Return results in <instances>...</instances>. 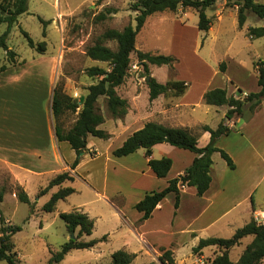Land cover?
Masks as SVG:
<instances>
[{"label": "rangeland", "instance_id": "obj_1", "mask_svg": "<svg viewBox=\"0 0 264 264\" xmlns=\"http://www.w3.org/2000/svg\"><path fill=\"white\" fill-rule=\"evenodd\" d=\"M105 5L101 10V6ZM135 0H105L99 3V0H29V10L27 13L18 18V23L14 25L8 39V47L15 52L16 63H12L11 59L3 49H0V67L5 66L7 73L0 77V136L1 132L10 131V128L15 129L16 120H26L41 122V120L48 118L51 119L54 127L59 124L64 130L70 129L77 120L79 109L77 112L66 110L58 122L53 118L52 113V98L54 90H59L63 95L78 101L80 98L87 94V88L93 84L98 83L99 78H91L87 74V70L91 67H99L108 70L110 66L107 63L93 61L87 56V49L99 42L103 33L109 29L123 30L128 25L136 26V13L131 10V6ZM257 3L264 4V0H255ZM221 4H226V0H220L213 9L209 10V15H212L211 20L217 19L216 10L221 8ZM219 6V7H218ZM228 11L227 22L232 23L230 18L233 9L237 11L236 7L225 5ZM108 9L114 10V13L109 14ZM190 13L195 16V22L198 20L196 11L191 10ZM100 14H105L104 20H99ZM70 15V16H68ZM236 16L237 13L233 14ZM67 16V17H64ZM38 17L50 22L46 27L39 21ZM63 17V18H62ZM163 17L173 18L174 21L179 22L176 14L170 12L155 14L149 19L148 24L139 32L136 39V50L144 53L160 54L165 56H172L176 59L174 64L179 73L187 76L195 72V83H199L201 77L198 78L200 66L203 61H207L210 65L217 67L216 63H224L225 59L229 60L230 75L233 80L241 85L244 79L242 68L239 67L235 61L232 60L233 55L240 58L249 59L254 56L255 64L264 59V37L252 42L248 47L245 40L241 37L233 44L231 50H228L229 40L227 38L220 42H216L209 51L208 58L202 56L199 50L205 40L204 32H200L197 38V32L191 37V42L188 46L179 47L173 44L172 35L175 34V26L173 22L167 24H160L159 20ZM156 23L157 26L149 27V24ZM249 27H264V19H260L254 14H248V20L245 26L240 30H247ZM6 24L0 25V36L6 31ZM23 31L27 32L34 42L39 45L44 42L43 53H39L36 49L28 46L27 41L23 35ZM248 36V35H247ZM197 38V40H196ZM103 45L110 49L116 50L117 44L111 41H102ZM207 45L205 49H207ZM249 56V57H248ZM258 56V57H257ZM21 59L22 62L21 63ZM238 60V59H237ZM251 60V59H249ZM237 62V61H236ZM138 62L136 53L131 55V66L128 71V76L122 86L117 88L119 91H126L128 89H140L146 84L145 73L142 64ZM221 64L219 69H221ZM217 65V66H215ZM253 65L251 64L250 70L253 73ZM151 69L159 77L163 79L168 75L167 66L149 65ZM5 70V71H6ZM256 70V69H255ZM175 75L174 69L169 70L170 78ZM229 76V74H226ZM256 76V75H255ZM163 77V78H162ZM215 85L221 80V76L217 77ZM222 83V82H221ZM245 85L255 89V79L247 78ZM221 85V84H220ZM244 85V84H243ZM243 89L250 91L247 86ZM231 89L234 88L233 85ZM126 94V93H125ZM241 91L236 92V98L243 99L246 95ZM120 96V95H119ZM121 97V96H120ZM99 108L105 117V123L111 128V121L113 119L107 111L104 98L99 100ZM226 108V106H224ZM214 110H218L215 108ZM245 113L238 116L240 121L245 120L248 112V105H245L243 111ZM212 116V114H211ZM206 117L205 121H215L221 123L226 120V116L213 115ZM124 119V118H123ZM211 123V122H210ZM239 127V123L236 126ZM200 132V130H199ZM96 148L102 157L98 160L89 163L86 167H82L79 175L83 177L84 173L90 175V178L97 188H102L105 181L109 180L108 189L114 190L116 187L123 189V195L126 196L127 201L132 202L134 192L142 189L158 191L161 189L162 184H156L158 181H151L140 179L135 183L131 177H124L120 181V186L112 185L114 181L112 167L110 168L109 176L106 174V161L104 153L107 149V140L95 138ZM233 151L238 142L232 141ZM180 150V149H178ZM236 151V150H235ZM191 154L189 151H185ZM49 157V156H48ZM236 157V156H235ZM238 157V156H237ZM218 161L215 163L216 173L215 179L220 180L222 186L225 188V193L228 194L231 190H235L238 186L246 184L250 180V175L243 172L240 164L237 170H231L226 162L220 155L216 157ZM37 161V160H35ZM33 163L35 169L40 174L31 175L30 181L25 190L23 187L15 183L6 170L0 171V188L6 189L5 199L1 204L2 216L6 221L7 226H19V231L12 237L14 244L13 252L16 253L17 264H48L52 252L61 251L62 246L69 241L73 235L67 231L64 221L60 218L61 213H69L77 208L90 210V215L97 217L92 236L83 237L82 240H100L108 236V241L102 242V247L106 254H112L116 251L122 250L123 241L126 240L124 234L127 232L128 226L117 223V219L113 217L112 208L108 207L105 203L97 200L95 194L86 186L82 178H76L73 183H65L62 187H72L75 193L69 196L66 200L60 201L57 204L56 210L52 213L43 211V207L48 203L51 196L56 193L60 187H54L49 193L39 196L41 189L46 188L49 182L57 175V170L61 167V163L56 161L53 156L43 158L38 162ZM123 162V161H120ZM224 169L223 170L221 169ZM170 174V177H173ZM225 173V174H224ZM59 174V173H58ZM128 180V182H127ZM134 185V186H133ZM21 187L28 194L31 203H22L17 198V188ZM231 189H230V188ZM135 188V189H134ZM134 189V190H133ZM128 191L129 194H128ZM236 191V190H235ZM224 192V191H223ZM238 192L243 193L241 189ZM137 194V193H135ZM122 195V196H123ZM123 196L124 203L127 201ZM121 198V197H120ZM257 203H264V180L258 187L257 194L255 195ZM122 199H117V203H122ZM259 207V206H257ZM134 210L129 209V212ZM83 212V211H82ZM136 212V211H135ZM264 217L263 214H259ZM255 219V218H254ZM260 221H258L259 223ZM239 222L238 225H244ZM215 228L211 230L210 235L214 233ZM78 230L75 233L78 235ZM235 232H226L221 237L230 239ZM252 237L245 238L241 245L235 247L230 252V258L233 262H237L245 250L246 246L252 242ZM169 238H161L159 243L167 244ZM182 251L178 254L179 257L186 259L187 264H209L217 254L216 252L207 251L205 254H194L189 259V246L184 245ZM156 257V264H162L159 261L160 252L153 254ZM203 256V258H202ZM96 253L92 250H76L61 264H99L95 261ZM153 257L144 251L134 259L132 264H150ZM180 260V258H179ZM100 264H108V257H104ZM110 263V258H109ZM0 264H8L1 261ZM264 264V262L262 263Z\"/></svg>", "mask_w": 264, "mask_h": 264}, {"label": "crops", "instance_id": "obj_2", "mask_svg": "<svg viewBox=\"0 0 264 264\" xmlns=\"http://www.w3.org/2000/svg\"><path fill=\"white\" fill-rule=\"evenodd\" d=\"M107 3L103 4L100 10L111 2L108 1ZM225 5L221 4V8L216 10L217 19L212 21L210 30L204 33L205 40L199 52L202 56L208 58V60L210 56L209 51H211V47L216 42L231 38L228 43V50H231L238 38L240 39L242 37L245 40L248 45L247 48L255 41L247 36V30H243V34H241L240 30L242 29L239 28L238 20L233 15L234 12L237 13L236 10L233 9L230 16L232 23L229 24L227 22V14L230 10ZM191 10H179L176 14L179 22L169 17H163L159 20L160 24L174 23L176 32L172 35V40L175 46H188L189 43H192L191 37L195 35V31H198L196 34L197 38L200 35L201 31L198 29L199 18L195 22V16L192 18ZM209 10H207V15L210 18L213 14L209 15ZM153 16L147 19L145 25L148 24L149 19ZM152 25L157 26L156 23H151L149 27H153ZM206 45L208 46L207 49H205ZM253 58L254 56L249 58L251 60L245 58L239 59L238 55H233L232 57V60L242 68L244 77L242 86L245 85L244 82L247 78L254 77L255 89L247 84L245 85L247 88H250V91L244 90V87L238 83L239 79H241L239 76L236 78L237 81L233 80V76L230 75L231 72L229 71L230 61L227 59L224 61L226 65L224 72L219 69L221 63H216L218 65L217 69V67L210 65L207 61H203L202 66H200V71L197 74L198 78L201 77L199 83H195V72L184 76L179 73L175 65L173 67L164 65L167 66L168 75L164 78L162 77L163 79H159L151 69L150 78L156 79L159 84L166 85L168 82L185 84L187 89L182 95L177 96L175 90L169 89L165 94L159 95L156 99L151 100L147 83L140 89H128L127 92L119 91V95L123 99H126L129 104L127 116L124 119L112 120L111 128L106 125L107 122L100 127V129L105 130L110 135L109 142L106 140L107 149L104 157L107 169L106 174L108 176L110 168L112 167L114 176L112 185L120 186V181L127 176L135 180L133 184H136L140 179L158 181L156 182L157 185L160 186L162 184V187H159L161 189H158V191H161L168 186L170 180L183 175L185 170L192 165L196 155L191 152V154H188L185 152L186 150H178L169 144L163 143L153 148V159L168 157L173 161L169 175L163 179H159L153 174L148 165L149 159L146 157L144 149H140L136 153L122 158L114 157L113 151L120 148L128 137L138 130H141L149 122L170 128L188 129L193 134L199 135L198 146L200 148L205 147L210 141V133L205 131L199 132L200 128L209 126L216 129L220 124V122L215 123V121H210V123L205 121V116L208 117L211 114V118L214 117L213 115L226 116L228 107L209 106L204 102V95L208 91L217 88L225 89L228 97H236L237 90L247 94L259 92L260 87L258 86L257 72L254 67V61L257 60ZM22 62L24 61L21 59ZM251 64L253 65V73L250 70ZM171 68L175 71L173 78L169 76V70ZM7 72V70L1 71L0 77ZM226 74H229V76H226ZM219 76H221V80L215 85L218 79L217 77ZM229 85H233L234 88L231 89ZM215 108H218V110H214ZM248 112L249 115H247L245 120L240 121L237 116L229 121L228 125L231 133L228 136L220 138L217 146L233 159L236 166L235 170L238 169L240 164L243 172L246 175L252 176L250 180L246 184L238 186L235 189L236 191L231 190L228 194H224L225 188L222 186L221 181L215 179V162L218 161L216 157L220 155L219 153H215L212 157L214 162L212 168L213 181L210 189L203 197L197 196V191L194 187L186 186L180 188V203L178 209H175V194H169L159 203L152 213L151 218L143 222H141L143 214L139 213L135 209V206L147 194L156 191L141 188V190L133 193L135 197L131 202L130 200L127 201L121 187H116L112 191L109 190L107 187L109 180L105 181L102 188L99 189L92 182L90 175L84 173L83 177H81L79 172L82 167H86L89 163L102 157L96 148L95 138L88 136L87 150L82 152L83 155L79 154L77 156L69 143L57 141L55 127L49 118V107L47 119L41 120V122L16 120L15 129L10 128L9 132L8 130L1 132L0 171L6 170L11 179L26 190L30 181L28 174H40L36 171L38 169L31 167L34 166V161L37 160L35 162H38L43 158L53 156L56 161L61 163L57 174L70 172L74 177V181L76 178H82L86 186L95 194L97 200L112 208L113 217L117 219V223L128 226L127 232L124 234L126 240L123 241L122 250L136 255V258L143 254L144 251H147L153 257L151 263H155L157 260L153 255L155 252H160L161 256L162 250H170L173 253L176 264H187L186 259L178 256L184 248V245L188 244L189 251H191L187 257L189 259L193 257L194 259L193 249L199 244L201 239L222 238L220 234L228 231L236 232V230L248 224L258 214L264 213V203H257L255 199L258 187L264 180V102L254 112L251 111L250 105H248ZM243 113H245V110ZM238 123L239 127H237L236 131L235 128ZM232 141H234V146L236 144L235 142H238L234 151ZM77 158L80 159L79 165L75 170H72L71 165ZM222 170L224 172V169ZM173 171L175 173L173 177H170ZM238 189H241L243 193H239ZM122 195L125 197L127 204L126 202L123 204L124 200ZM117 199H122V203H117ZM129 209L134 210V213L132 211L129 212ZM76 210H81V208H77ZM82 211L96 221L97 217L91 216L90 210L82 209ZM240 221L244 225H238ZM213 228H215L214 233L210 235L209 232ZM162 237L169 238V242L164 245L159 243ZM89 250L96 253V263L100 264V261L104 257H108V264L111 263V255L113 253L110 255L109 253L106 254V251L102 247V242ZM207 251L216 252L217 249L215 247H208L203 249L200 254H205ZM73 252H70L67 256ZM217 252L219 253V251Z\"/></svg>", "mask_w": 264, "mask_h": 264}, {"label": "trees", "instance_id": "obj_3", "mask_svg": "<svg viewBox=\"0 0 264 264\" xmlns=\"http://www.w3.org/2000/svg\"><path fill=\"white\" fill-rule=\"evenodd\" d=\"M105 0H99V3ZM218 0H135L131 10L136 13V26L128 25L123 30L109 29L103 33L99 42L87 49V56L93 60L107 63L108 70L99 67H91L87 74L91 78H99L98 83L87 88V94L78 101L72 100L55 89L52 98V113L56 122L66 110L77 112L78 117L74 125L64 130L59 124L55 126V134L58 142H67L75 151L77 156L87 150V138L108 140L110 135L101 125L105 123V117L100 111L99 100L105 99L108 113L113 119H123L127 116L129 104L126 99L120 97L117 88L122 86L128 76L131 66V55L136 53L138 62L142 64L145 73L146 83L150 90V99L154 100L159 95L165 94L169 89L175 90L176 95H182L187 86L179 82H168L166 85L159 84L156 79L150 78L149 65L171 66L176 63L172 56L156 55L144 53L136 50V39L139 32L145 26L147 19L155 14L170 12L177 14L179 10L192 9L197 12L199 22L198 29L207 33L212 27V20L207 15V10L213 9ZM227 6L237 8V20L239 28L242 29L247 20L248 14L252 13L260 19H264V4L257 3L255 0H226ZM29 10V0H0V25L6 24V31L0 36V49L6 52L12 63H16V54L8 47V39L12 28L18 23V18ZM109 14L114 10H107ZM105 14H100L98 19L104 20ZM39 21L46 27L50 22L38 17ZM23 35L30 48L43 53L44 42L37 45L30 35L23 31ZM247 35L251 40H257L264 37V27H249ZM102 41H111L117 44L116 50L103 45ZM225 63L221 64V71H225ZM5 66L0 67V72L5 71ZM257 72L258 86L260 91L250 93L244 99L228 97L225 89H213L204 95V102L209 106L222 107L227 106V122L223 121L216 129L209 126H203L200 131L210 133L209 143L200 148L198 146L199 135L193 134L188 129L170 128L163 125L149 122L141 130H138L123 143L120 148L113 151V156L117 158L127 157L139 151L145 150V155L149 159L148 165L153 174L159 178H166L173 165L171 158L153 159V148L159 144H169L180 150H186L196 155L192 165L187 168L183 175L170 180L168 186L161 190L147 194L143 200L136 204L135 209L142 213L141 222L151 218L156 207L169 194L176 196L175 209H178L180 203V188L182 186L194 187L198 197H203L210 189L213 178V155L219 153L231 170L236 166L233 159L222 149L218 148L217 143L220 138L228 136L231 133L229 121L234 117L240 116L245 105H250L252 112L256 111L264 102V59L255 64ZM182 86V87H181ZM80 159L77 158L71 165L75 170L79 165ZM74 182V177L70 172L57 174L48 184L39 192V196L49 193L54 187L60 189L54 193L47 204L42 208L46 213H52L56 210L60 201L66 200L75 193L72 187H62L65 183ZM17 198L20 202L30 204V198L24 189L17 188ZM6 189L0 188V262L5 261L8 264H17L13 252L14 244L12 237L15 236L21 227L7 226L2 216L1 204L5 199ZM60 218L64 221L67 231L70 235H78L70 239L63 246L61 251L52 252L48 264H61L66 256L75 250H88L95 247L98 243L107 240V236L100 240H82L83 237H90L93 234L95 221L87 213L79 210H73L69 213H61ZM252 237L253 240L248 244L237 262L230 258V252L235 247L241 245L242 241ZM215 247L219 253L210 261L209 264H262L264 262V223H258L253 218L248 224L236 230L230 239L208 238L201 239L199 244L193 249V254H200L203 249ZM136 255L130 254L124 250H119L111 255L110 264H132ZM162 264H176L173 253L170 250H162L159 258ZM156 264V263H151Z\"/></svg>", "mask_w": 264, "mask_h": 264}, {"label": "built area", "instance_id": "obj_4", "mask_svg": "<svg viewBox=\"0 0 264 264\" xmlns=\"http://www.w3.org/2000/svg\"><path fill=\"white\" fill-rule=\"evenodd\" d=\"M244 95H246L245 96V98L247 97V93H245ZM244 99V98H243ZM185 186H182L181 188H184ZM255 220H256V222H258V221H260L259 223H264V217L262 216V215H257L256 217H255ZM198 261H200L202 264H204L203 263V261H201V259H199ZM210 263V262H209Z\"/></svg>", "mask_w": 264, "mask_h": 264}, {"label": "water", "instance_id": "obj_5", "mask_svg": "<svg viewBox=\"0 0 264 264\" xmlns=\"http://www.w3.org/2000/svg\"><path fill=\"white\" fill-rule=\"evenodd\" d=\"M82 100H83V98H82ZM226 120H228L227 118H226ZM81 155H83V153H81ZM75 237L74 236H72V238L71 239H74Z\"/></svg>", "mask_w": 264, "mask_h": 264}]
</instances>
